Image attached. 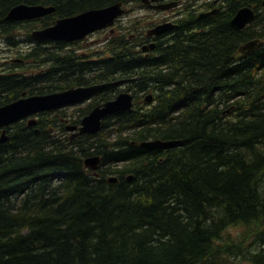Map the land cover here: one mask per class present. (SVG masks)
I'll list each match as a JSON object with an SVG mask.
<instances>
[{"label": "trees", "instance_id": "1", "mask_svg": "<svg viewBox=\"0 0 264 264\" xmlns=\"http://www.w3.org/2000/svg\"><path fill=\"white\" fill-rule=\"evenodd\" d=\"M262 1L222 0L204 30L192 14L191 27L162 47L160 64L130 39L147 28L134 23L127 35L112 36L109 61L83 62L51 41L22 55L34 70L0 69V106L24 93L122 78L134 83L138 102L136 111L75 138L67 123L80 124L93 104L42 111L33 125L22 119L7 127L0 141V264H264V46L240 51L264 39ZM21 2L33 0H0V39L10 44L24 39L14 40L20 31L30 36L61 17L117 2L142 6L42 0L55 7L52 14L6 20ZM244 5L255 8L256 21L238 30L230 20ZM114 92L108 86L98 95ZM147 92L155 95L149 106L140 102ZM149 139L179 143L140 145ZM92 155L101 157L97 171L85 165ZM113 175L117 182L109 181ZM235 227L243 230L233 236Z\"/></svg>", "mask_w": 264, "mask_h": 264}, {"label": "water", "instance_id": "2", "mask_svg": "<svg viewBox=\"0 0 264 264\" xmlns=\"http://www.w3.org/2000/svg\"><path fill=\"white\" fill-rule=\"evenodd\" d=\"M144 3H150V0H142ZM158 1V0H153ZM172 4V3H170ZM264 4V1H263ZM122 3L118 2L109 7L93 8L77 15L60 18L55 24L33 31V36L50 39V40H65L74 41L84 38L90 32L97 29L104 28L114 24L115 19L124 12ZM156 6V5H155ZM172 5H169V8ZM163 9L168 8V5L161 6ZM55 11L54 6H46L43 4H27L20 3L13 6L6 15L7 20H26L33 18H41L49 13ZM213 12L209 11L207 15ZM256 19V12L250 7L240 9L237 14L231 19L230 23L238 29L245 28L248 24ZM164 26L157 27L150 31V35L161 32ZM264 41L255 39L247 41L240 47L242 53H247L255 50L259 46H263ZM155 43H149L143 46L144 51L152 50ZM106 84H96L90 86H72L70 88L48 94H34L21 97L15 101L0 106V129H2L1 141L7 139L6 127L15 123L16 121L32 116L43 110H49L73 104L84 100L92 94V92L105 87ZM133 95L127 92L120 93L115 100L107 101L101 105L93 108L81 120V124L68 125L67 129L75 131L72 134L74 138L78 134L96 133L102 126V119L114 113H123L125 111H132ZM35 119L29 120V124H34ZM179 143L177 140H155L142 141L140 145L146 149L168 148ZM101 157L91 156L85 159L86 166L93 170L99 168ZM110 182L118 181V178L113 176L109 178Z\"/></svg>", "mask_w": 264, "mask_h": 264}, {"label": "flooded vegetation", "instance_id": "3", "mask_svg": "<svg viewBox=\"0 0 264 264\" xmlns=\"http://www.w3.org/2000/svg\"><path fill=\"white\" fill-rule=\"evenodd\" d=\"M41 1L42 0H33V3H31V2H21V3L44 4ZM221 1L222 0H211V2H209V0L204 1L203 4H206L207 7H208V8L205 9V7L203 6L204 13H207L208 10L212 11L215 7H218L217 5ZM170 3H172V4H170ZM196 3L187 2L186 0H160V2H156V3L150 2V3H146V4L141 2L142 5L149 6V7L153 8L158 13V17L156 19L157 23L155 24L154 28L161 27V26H164V28L161 30V32H159L157 34H154L153 36H149L147 32H145L144 34L140 33L138 35L136 33H134V34H132L130 36V39H135V40H139L140 41V44H138L137 47L140 49L139 51H141L145 55V58H154L157 61L158 64L163 63V55L161 53L162 47H165L170 41L173 40L176 32H184L188 28L191 27L190 26V24H191L190 16L192 14H196V19L198 21H200L199 25L203 26V27H201L199 29H202V30H204L208 26L207 25L208 24L207 20L209 18L214 17V14L213 15L211 14V15H207V16L202 18L197 13L198 11H200L199 10V4H202V3H198V2H196ZM18 4H20V3H18ZM126 4H128V3H124V5H126ZM161 4L168 5V8L167 9H163L162 7H160ZM169 5H172V6L169 8ZM42 18L43 17H41V18H33V19H26V20H9V21H12V22H16V21L17 22H23V21H30V20H35V19H42ZM61 18H63V17H61ZM164 19H166V20H164ZM203 20H204V23H203ZM52 24H50V25H52ZM50 25H48V26H50ZM48 26H38V27L32 29L30 32H28L30 36L27 35V37H25L24 39H21L18 42V45L19 44H24L25 45L26 43H30V44L35 45V44H37L39 42L51 43V41L52 42L55 41V42H60L61 45H63V48H66L67 50L74 51L77 54L78 57H83V59H81L83 62L96 61V60H101V59H106V58H107L106 61H109V59H111L110 57H111V53H112L111 52L112 51V48H111L112 36L113 35H124L125 36V34L127 35V33H128V27L125 28V29H120L119 30L115 26L113 28L109 27V28H104V29L97 30V31L89 34L88 36H86L82 40H75V41H72V42H68V41H65V40H50V39H44V38L33 36V31L39 30V29H43V28H46ZM21 32H26V31H20L19 33H21ZM103 33H104V39L102 41H100V45L102 46V48L104 47V49L97 50V52H94V53H89L87 51H80L79 45L82 46L92 35H95V34L102 35ZM18 34L15 35V39L14 40H16V37H18ZM97 35L92 36L93 39L95 38L94 39L95 41L96 40H101L100 39L101 37L96 38ZM5 42L7 43L9 50L14 51L15 49H17V43L10 44L8 41H6L4 39H3V42H2V39H0V46L3 43H5ZM91 42H92V40H91ZM149 43H155L154 49L148 50V51L142 50L143 46L146 45V44H149ZM139 45H141V46L139 47ZM19 51L25 54V51H24L23 48L22 49L19 48ZM98 53H100V56H98ZM24 62L25 61H24L23 57L14 58L13 62H12L13 64H10L8 61H2V62L0 61V69L7 68L6 70H14L16 72V70L14 69V66H16V65L22 66V64ZM63 69H65V67H62V70ZM133 79H134V77L132 78V80ZM116 80H118V79H116ZM122 80H123V82H119L117 84L111 85V87H115V89H116V92H114L115 94H113L114 97H116L117 94H120L121 91H124L123 89L120 90V88H122L123 86H126L124 88L125 90H127V89H135V87H134L135 85L133 84L132 81L125 80L124 78H122ZM102 83H106V82H102ZM87 85H89V84H87ZM71 86H76V85H71ZM106 88L107 87H104V88H102L100 90H97L88 99L83 100L81 103H84V104L88 103L87 105H89V104L90 105L91 104L98 105V104H103L106 100L112 99L113 97L108 98L111 95H107V96L102 97V98H101L100 95H98L99 91H102V90H104ZM128 91H130L134 95V99H135V94L132 92V90H128ZM149 94H153V93L152 92L142 93L141 94L142 98L140 99V102L142 103L147 98V96ZM154 97H155V95H154ZM105 98H107V99H105ZM98 99H99V101H98ZM152 103L153 102H151V104Z\"/></svg>", "mask_w": 264, "mask_h": 264}, {"label": "rangeland", "instance_id": "4", "mask_svg": "<svg viewBox=\"0 0 264 264\" xmlns=\"http://www.w3.org/2000/svg\"><path fill=\"white\" fill-rule=\"evenodd\" d=\"M204 1H206V0H188V2H191V3L198 2V3H202V4L204 3ZM209 1H211V0H209ZM157 17H158V13L153 8H150L148 6L142 7V6H139L138 4H136L135 2H133L132 4H129L126 6V11H125L124 15L120 18L119 21H117L115 26L120 30V29H125V28L129 27L130 25H134V23H137L135 25H138V23H139V26H143V28H144V25L147 26V28L144 29V31L148 32V30L153 28L155 26V24L157 23L156 22ZM95 35H97V34H95ZM95 35H92V36H95ZM18 37L25 38V37H27V34H25L24 32H21V33H19ZM18 37H16V39ZM91 37L82 46L79 45L80 51H87L89 53H94V52H97V50L104 49V47L102 48V46L100 45V41H102L104 39V33L102 35L96 36V38L101 37L100 38L101 40L95 41L94 40L95 38L93 39V37L92 38ZM91 40H92V42H91ZM27 47H28L27 44H25V45L19 44L17 46V49L12 51V50L8 49V45L6 42H5V44L3 43L0 46V61L1 62L2 61H8L10 64H13L12 62H13L14 58H20V57H22V54H24V53L19 51V48L20 49L23 48L24 51L26 52ZM64 51H66V48L61 49L60 52L63 53ZM98 56H100V53H98ZM26 66H23V64H22V66L16 65V66H14V69L16 70L17 73H22V72L27 71V70H34L33 68L28 69V68H26ZM125 87L126 86H123L122 88H120V90L124 89ZM87 104L88 103H85V104L83 103L80 105L71 106V107L66 108V110L71 112L74 109H76L78 107H84ZM242 230L243 229L241 227H235V228H231L230 232L234 236L238 233H241Z\"/></svg>", "mask_w": 264, "mask_h": 264}, {"label": "bare ground", "instance_id": "5", "mask_svg": "<svg viewBox=\"0 0 264 264\" xmlns=\"http://www.w3.org/2000/svg\"><path fill=\"white\" fill-rule=\"evenodd\" d=\"M264 1V0H263ZM263 1H262V3H261V5L263 4ZM169 2V1H168ZM187 2H188V0H187ZM122 3V5H124V3L123 2H121ZM181 3V2H180ZM115 4V3H114ZM117 4H118V2H117ZM197 4V3H196ZM256 4V3H255ZM112 5V4H111ZM121 5V6H122ZM180 5V4H179ZM201 5H203V4H199V10L200 11H198L197 13L203 18V17H205V16H207V13L209 12V10H208V12L207 13H204V9H203V6L201 7ZM264 5V4H263ZM262 5V6H263ZM104 7H109V5L108 6H104ZM244 7H250V8H252L253 10H254V12H256V10H255V8L254 7H252V6H249V5H244L243 7H241L240 9H242V8H244ZM261 8V7H260ZM239 9V10H240ZM160 10V9H159ZM217 10H218V8L217 7H215L213 10H212V15L213 14H215L216 12H217ZM238 10V11H239ZM237 11V12H238ZM237 12H236V14H237ZM167 13V12H166ZM235 14V15H236ZM234 15V16H235ZM233 16V17H234ZM256 16H257V13H256ZM6 18V17H5ZM164 20H166V19H164ZM231 21V20H230ZM230 25H231V23H230ZM135 26V25H134ZM176 26V25H175ZM232 27H234L233 25H231ZM137 27V26H136ZM234 28H236V27H234ZM153 29H155L154 27L153 28H151L150 30H148V35H149V32L151 31V30H153ZM236 29H238V28H236ZM238 30H240V29H238ZM172 31V30H171ZM15 32V31H14ZM134 32V31H133ZM141 32V31H140ZM144 32V31H143ZM135 33H138V32H135ZM142 33V32H141ZM145 33V32H144ZM139 34V33H138ZM157 34V33H156ZM144 38V37H143ZM145 39V38H144ZM255 40V39H254ZM252 41V40H251ZM249 42V41H248ZM27 44V48H26V50H28V49H30V47H31V45L32 44H30V43H26ZM59 45V44H58ZM18 46V45H17ZM119 82H122V80H116V81H112V82H106L105 84H106V87H108V86H111L112 84H117V83H119ZM134 84V83H133ZM132 90V89H131ZM125 91H127V90H125ZM133 92V91H132ZM135 92V91H134ZM137 96V95H136ZM140 98H141V96H140ZM136 100V99H135ZM150 101V99L149 98H146L145 100H144V102L146 103V102H149ZM93 102V101H92ZM144 103V104H145ZM155 140H162V139H149V140H147V141H155ZM162 141H168V140H162ZM169 148V147H168ZM156 149H162V148H156ZM93 156V155H92ZM114 176V175H113ZM113 176H111V177H113ZM116 177V176H115ZM117 182V181H116Z\"/></svg>", "mask_w": 264, "mask_h": 264}]
</instances>
